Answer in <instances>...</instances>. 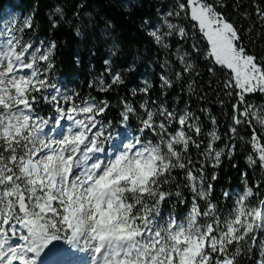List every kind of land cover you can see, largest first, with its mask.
I'll return each instance as SVG.
<instances>
[{"label": "snow or ice", "instance_id": "obj_1", "mask_svg": "<svg viewBox=\"0 0 264 264\" xmlns=\"http://www.w3.org/2000/svg\"><path fill=\"white\" fill-rule=\"evenodd\" d=\"M121 7L132 11L135 0ZM248 7L234 0L233 18L226 0H171L157 20H145L164 56L160 94L144 79L130 90L140 102L122 98L115 123L102 119L107 99L53 82L58 46L31 35L35 11L0 29V264H264V104L252 102L264 98V51H252L254 37H264V0ZM84 8L78 3L72 15ZM62 21L71 23L56 7L51 28ZM104 24L111 38L114 26ZM120 51L112 39L89 88L126 84L135 67L114 70ZM201 55L209 76H223V133L210 109L168 102L174 88L205 99L196 91ZM238 145L242 189L217 197L218 169L225 160L237 167Z\"/></svg>", "mask_w": 264, "mask_h": 264}, {"label": "trees", "instance_id": "obj_2", "mask_svg": "<svg viewBox=\"0 0 264 264\" xmlns=\"http://www.w3.org/2000/svg\"><path fill=\"white\" fill-rule=\"evenodd\" d=\"M81 2L85 4V8L81 10L82 15L79 18L74 17L72 13L77 10L76 5ZM124 2L125 0H0V12L7 6L22 10L27 15L35 11V33L40 37L52 38L57 43L56 70L60 72L64 79L68 80L70 88L78 91L82 97L95 96L97 99H107L112 107L104 117L106 120L115 123L119 118V101L122 98L131 97L130 89L138 84L139 76L137 73L128 72L125 75L126 84L124 86L111 92L101 93L95 87L89 88L92 79L88 73L90 65L94 64V74L103 69L104 50L107 46L111 47L112 39H118L121 45V51L116 57V61L123 64L124 67L132 65L136 61L141 65L154 63L159 67L163 61V54L152 44L151 39L146 36L143 30L144 21L156 20L158 9L163 4L157 0H135V7L128 12L121 7ZM226 2L228 3L227 11L229 15L235 18L232 9L234 0H226ZM242 2L249 5L248 11H252L251 0H242ZM56 7H62L65 10L66 19L70 20L71 23L65 24L62 21L59 28L53 29L50 25V17L53 16ZM105 21H110L114 26L111 38L104 34ZM249 22L240 21L245 26ZM77 27L81 30L80 36L75 34ZM254 38L255 43L252 45V51H264V37ZM173 44H176L175 40ZM184 47H187V45H184ZM92 51L95 53L94 55H92ZM77 54H80L79 64L74 60ZM89 57H91L90 60H88ZM207 63L202 55L197 61L201 77L197 78L196 91L206 93L205 99L200 100L196 94L189 97L186 92H183L177 96L180 101L178 105L184 107L187 103L190 109L198 114L201 107L210 109L220 122V131L223 133L230 114L227 103L222 108L218 102L220 97L218 96L219 89L216 80L217 77L222 80L223 76L219 71L217 77L209 76L205 67ZM207 80L213 81L211 87L205 84ZM200 85H203V87H200ZM155 88H158L156 83ZM158 93L160 94V92ZM173 95H177V89L175 88L168 93L169 104H173ZM254 98L261 99L262 97L256 96ZM201 119L205 122L207 128L206 117L201 116ZM234 162L237 164L235 168L232 167V162L225 160L221 168L218 169L219 179L214 182L216 188L214 195L217 197H219L221 189L232 192L242 189L240 172L246 169V164L239 153V145ZM249 177L250 179L254 178V174L250 172Z\"/></svg>", "mask_w": 264, "mask_h": 264}, {"label": "rangeland", "instance_id": "obj_3", "mask_svg": "<svg viewBox=\"0 0 264 264\" xmlns=\"http://www.w3.org/2000/svg\"><path fill=\"white\" fill-rule=\"evenodd\" d=\"M157 1L160 2L161 4H163V6H161L158 9L159 11L157 13L156 20L158 19V14L162 15L163 11L171 4V0H157ZM26 15H24V14L22 15L20 11H16V12L11 13V14H10V11H8V12L6 11V13H4V14L0 13V29H4L8 26L13 25L17 21L23 19V17ZM31 35H36V34L31 33ZM39 38L45 40L46 42L49 40H53L52 38H44V37H39ZM109 49H110V47L107 46L106 49L104 50V60L109 58ZM77 55H79V57H80V54H77ZM92 55H94L93 51H92ZM90 59H91V57L88 58V60H90ZM163 59H164V56H163ZM116 60L117 59L114 58V64H115L114 70L124 71L127 67H124L123 64H121V63H117ZM104 67L105 66L103 64V69L99 70L97 73L94 74V64L90 65V69L88 70V73L90 74L89 76H91V78H92L91 82L95 81L101 75V73H103ZM134 67H135V71H133V73H137L139 76L138 84H135L134 88L140 87V82H142L144 79H148L154 85L153 92H152L153 97L155 98V97L159 96V93H158V92H160L159 86H158V88H155V83H156V85H159L158 74L161 71L160 67H157L154 63H145V64L141 65L138 61L134 62ZM53 73H58V71L53 70ZM105 79H107V77H105ZM54 82H56V84L61 88L62 91H69L70 92V90L66 89L65 82L62 79H59L58 76L55 77ZM141 86H142V84H141ZM172 100H173V104L178 105L180 103L177 95H173ZM252 100H253V98H252ZM45 106L46 107L43 108V111L41 112V114L43 115L44 112H45V114H51V109L47 105H45ZM180 108H183V107H180ZM189 108H190V106H189ZM102 119H105V117H103ZM105 121H106V119H105ZM242 184H243V182H242Z\"/></svg>", "mask_w": 264, "mask_h": 264}, {"label": "built area", "instance_id": "obj_4", "mask_svg": "<svg viewBox=\"0 0 264 264\" xmlns=\"http://www.w3.org/2000/svg\"><path fill=\"white\" fill-rule=\"evenodd\" d=\"M146 36H147V35H146ZM147 37H148V36H147ZM54 70H56V68H54ZM55 77H57V73H54V74H53V82H54ZM54 83H56V82H54ZM140 86H141V82H140ZM130 90H131V89H130ZM128 99H129V100H132V101H134V102H140L141 97H140V96L132 97V95H131V97H128ZM253 103H261V104H264V98L257 99V98H254V97H253ZM41 108H43V107H41Z\"/></svg>", "mask_w": 264, "mask_h": 264}, {"label": "bare ground", "instance_id": "obj_5", "mask_svg": "<svg viewBox=\"0 0 264 264\" xmlns=\"http://www.w3.org/2000/svg\"><path fill=\"white\" fill-rule=\"evenodd\" d=\"M20 12H21L22 15H23V14L26 15L24 12H22V11H20ZM41 107L45 108L46 106H45V105H42ZM43 108H42V109H43ZM44 114H45V112H44ZM48 115H50V114H48ZM102 118H103V117H102Z\"/></svg>", "mask_w": 264, "mask_h": 264}]
</instances>
